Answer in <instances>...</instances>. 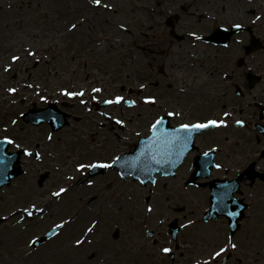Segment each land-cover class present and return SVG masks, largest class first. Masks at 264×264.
<instances>
[{
    "label": "rangeland",
    "instance_id": "1",
    "mask_svg": "<svg viewBox=\"0 0 264 264\" xmlns=\"http://www.w3.org/2000/svg\"><path fill=\"white\" fill-rule=\"evenodd\" d=\"M158 1L102 0V6L111 5L114 10L106 26L101 20L105 11L102 7L96 8L90 0H0V138L9 136L25 146L24 138L31 139L32 133L25 132L28 125L22 122L20 114L33 104L35 107L46 106L48 101L57 100L56 104L62 110L72 115L74 112L79 118L83 114L87 117L84 123L71 118L69 125L55 132L46 123L36 127L40 159L23 157V173L0 189V218H3L0 221V264H68L59 263L56 259L41 260L38 252H44L45 247L66 236L75 237L76 233L73 234L71 228L64 226L58 229L56 235L37 245H33L32 241L55 224L72 220L75 215L81 214V218H85L86 204L91 199L96 200L93 207L88 208L93 214L86 218L84 224L98 221L96 231L87 235V241L74 252L70 264L73 261L77 264H169L168 257L160 249L164 246L173 250L174 243L169 237L167 224L174 217H178L180 223L192 221L178 235L180 244L183 240L188 244L175 251L176 259L180 260L177 264H184L182 261L186 259L203 261L217 245L225 243L228 235L223 219L201 220L207 207V189L204 185L194 188L195 193H165L153 189L151 185L143 187L131 178L122 179L113 169L94 177H88V170L76 172L79 162L109 161L110 157L131 151L137 136L147 133L148 123L162 113L163 87H150L147 83L148 64L153 57L160 65L166 62L164 54L169 47L174 56V50L181 53L186 49L194 51L196 43L191 41L189 33L196 32V27L212 26L216 21L222 24L227 15L235 23L241 24L245 17L256 20L261 16L264 19V0ZM144 4L153 7L148 15L137 11ZM73 10L83 11L84 16L78 17ZM250 10H254V13L250 14ZM175 11L181 12L185 24V28L179 31H183L186 39L180 43L167 36L162 21L163 16ZM195 12L211 15L216 21L214 18L191 17ZM83 21L89 40L95 42V38L96 46L99 45L106 54L103 61L107 84L115 85V91L106 92L107 99H113L112 95L116 94L124 99L138 100L136 107H129L122 100L106 108L111 115L125 121L122 131L112 127L113 124L100 127L98 118L96 124L89 121L93 115L91 101L81 104L75 99L72 107L68 96L62 95L61 89L68 90V78L66 75L59 76L67 70V63L63 61L67 58V44L61 37L72 35L74 29L69 31V28L73 23L80 31ZM140 30L145 32L141 33ZM28 52L35 53V56H29ZM14 55L19 56L20 60L13 62L11 57ZM178 58L182 59V56ZM38 60L40 62L34 67ZM9 65L10 70L5 72L4 68ZM14 75L18 77L15 80ZM169 76H175V73H169ZM58 83L61 86L55 91ZM141 84L145 87L142 93L139 92ZM122 86L124 90L119 89ZM10 87L17 91L8 92ZM127 89H132L134 93L127 92ZM145 97L156 98L155 104H146ZM87 107H92V110L87 111ZM80 108L85 112L79 114L77 110ZM115 133L120 134V138ZM27 147L34 149V142ZM14 149L16 147L12 145L11 150ZM45 171L50 176L39 187L37 179ZM69 177L74 179L70 180ZM88 179L94 183L89 185ZM81 181L84 183L80 185L82 188H73V184ZM170 181H158L156 185H171ZM60 187L67 191L59 198L52 196ZM150 189H153L152 193H149ZM147 196L150 197L148 201L145 199ZM49 202L54 203L39 219L37 226L30 230L20 229L18 236L13 237L10 227L24 215L23 208L36 203L43 209ZM148 206L153 207V212H147ZM243 229L239 228L232 238L233 242L238 243V248L230 251L234 256L226 264H236L238 259L242 264H264V223L251 224L252 238L249 240H246ZM116 231L118 236L114 237ZM150 231L154 232L153 238L148 236ZM24 250L37 253L26 256L20 253ZM181 253L184 255L180 256Z\"/></svg>",
    "mask_w": 264,
    "mask_h": 264
},
{
    "label": "flooded vegetation",
    "instance_id": "2",
    "mask_svg": "<svg viewBox=\"0 0 264 264\" xmlns=\"http://www.w3.org/2000/svg\"><path fill=\"white\" fill-rule=\"evenodd\" d=\"M72 12L78 17L84 16L83 11L73 10ZM253 12L254 10L249 11L250 14ZM175 15L177 18L173 19L171 26L165 24V33L171 39L182 42L186 36L183 31L178 32L185 28V24L181 15L176 13ZM160 16L163 15L160 14ZM259 17V20H249L245 17L241 24L243 27L235 33H233V25L236 23L232 17L227 15L221 21L222 24H217L216 18L213 17L216 24L195 28L202 39L196 40L192 37L191 41L196 43L194 51L186 49L181 53L174 50L176 56H182V59H179L171 55L169 47L166 49L168 52L164 54L166 62L160 65L153 57L148 64L150 71L147 80L150 87L160 85L163 87L162 113L160 114L167 119L164 123L165 131L178 128L182 123L205 122L211 119L226 121V126L192 133V146L177 166L168 168V170L172 169V174L166 177L158 174L164 180H171L172 184L154 185L153 189L165 193H181L180 191L195 193L193 190L201 185V181L196 180L195 184H192L193 177L204 175L203 177L211 179L229 180L241 174L246 175V180L240 183L237 192L233 195L246 205L240 222V225L246 224L244 227L246 240L252 238L251 224L253 222L255 225L264 223V19ZM84 21L80 31L75 28L72 35L66 38L61 37L67 44L65 47L67 58L63 61L67 63L68 91L83 90L85 93L83 97H69V99L72 107L75 99L79 103L83 99L86 101L85 104L91 101L93 115L89 117V121L95 123L98 118L100 127H107L112 123L114 127V119L117 117L107 118V115L111 114L106 108L111 104L104 106L102 101L107 99L105 94L108 90L115 91V85L107 84L106 67L103 61L105 51L102 52L99 45L96 46L95 42L89 40ZM171 31H178L176 33L180 37L177 38ZM202 44L207 46L202 48ZM184 55L188 58L187 60L184 59ZM192 58L196 61H188ZM60 61L62 62V59ZM172 72L175 76H169ZM60 86V83L56 84L55 91ZM92 88H101L102 91L93 93ZM119 89L123 90L122 87ZM143 90L144 87L139 92L142 93ZM93 96L97 99L93 100ZM112 96L115 98L116 94ZM135 105L137 106V102ZM91 108L87 107L86 110L91 111ZM77 111L82 114L85 109L80 108ZM168 112H175L178 115L169 117ZM225 112L229 113V116L225 117ZM72 113L73 115L69 112L70 118L73 116L75 120H80L82 123L86 121L85 114L79 118L74 112ZM237 120L243 121L244 124H236ZM152 123L154 122L148 123V132ZM115 126L120 129L119 125L115 124ZM123 129L124 127L120 130ZM26 131L32 133L30 135L34 137L33 141H30L32 138L29 140L24 138L25 146H20L26 148L32 142L39 144L36 127L28 125ZM115 136L120 138V134L115 133ZM204 153L208 155L205 156ZM25 157L32 160V157ZM217 164L221 167H215ZM208 197L209 190L206 193V199ZM221 200L222 203L237 204L229 197L222 196ZM184 218L185 216L182 217ZM186 244L187 241L183 240L179 249ZM183 255L184 253L180 254V256ZM171 259L175 262H171L172 264L180 263L175 254L171 256ZM190 261L186 259L182 263L196 264L197 259L194 263ZM237 264L242 262L239 261Z\"/></svg>",
    "mask_w": 264,
    "mask_h": 264
},
{
    "label": "snow or ice",
    "instance_id": "3",
    "mask_svg": "<svg viewBox=\"0 0 264 264\" xmlns=\"http://www.w3.org/2000/svg\"><path fill=\"white\" fill-rule=\"evenodd\" d=\"M90 3L95 6H101L102 0H90ZM103 7H111V5H103ZM260 17H256V20H259ZM77 25L75 23L71 24L70 29H75ZM123 27V25H121ZM233 27L239 29L242 28L243 26L241 24H235ZM190 36L194 37L196 40L202 39V37L198 36L196 32H191L189 33ZM227 47V46H226ZM29 56L34 57L35 53L33 52H28ZM13 62H17L20 60L19 56H12L11 57ZM10 65L8 67L4 68L5 72H8L10 70ZM28 87H32V85H28ZM141 88L144 87L143 84L140 85ZM8 92L10 93H15L17 90L16 88L10 87L7 89ZM93 93H100L102 91L101 88H92L91 90ZM62 95L68 96V97H83L85 95L84 91L81 90L79 92H72L68 90H64L62 92ZM41 99H44V97H41ZM93 100L97 99L96 96L92 97ZM122 100H124V97L122 96H116L114 99H106L103 100L102 102L104 104H119ZM144 102L146 104H151L155 103V98L154 97H145ZM81 104H85L86 101L81 99L80 100ZM129 107L135 105V101H127L126 102ZM167 115L169 117L178 115V113L175 112H168ZM224 116L227 117L229 116V113L225 112ZM13 124L16 123L15 120L12 121ZM164 123V117L160 116L155 119L154 123L151 124L150 131L152 132V142L154 144H161L163 142L164 146L171 145L173 147L175 146H180V147H186L187 144L191 142V134L195 132H199L204 129L208 128H215V127H221V126H226V121L224 120H216V119H211L207 120L205 122H196V123H182L179 125L178 128H173L171 131H165V130H160L158 132V129L160 128V125ZM115 124L121 126V128L124 126L125 121L122 119H115ZM236 124L243 125L244 122L241 120H237ZM49 140L52 139L51 136L48 137ZM6 145H14L16 148H20V145L15 141V139L9 137V136H4L2 140H0V178L7 179V171L11 167L12 160L14 158L13 155H9L6 149ZM23 154L25 156H35L36 159H40V153L39 152H32L28 148L23 149ZM205 156L208 155V153H204ZM154 158V157H153ZM121 157L120 156H114L110 157L109 161H96V162H79L76 166V172L77 173H83L86 170L89 169H95V168H103V169H109L112 168L114 164L118 163L120 161ZM159 163L160 161H156ZM215 167L220 168L221 165L217 164ZM70 180L74 179V177H69ZM154 182V181H153ZM87 183L89 185H92L94 182L91 179L87 180ZM67 191L66 188L60 187L58 191H55L52 193V196L54 197H61L63 193ZM31 209L29 210L28 207L23 208V213L24 215H21L20 220L24 221L26 217H32L34 216L35 212L42 213L44 210L40 209L37 207V205L32 204ZM147 212L151 213L153 212V207L148 206L147 207ZM229 215H234V213H229ZM3 219V218H0ZM66 222H61L59 224L54 225V229H61L65 226ZM98 221H93L92 225L86 229L87 233H92L97 225ZM192 221H189V224H191ZM181 227H187L186 225H181ZM57 232L53 231L52 235H56ZM36 241L33 240L32 244H35ZM76 245H83L85 243V240L82 239H76L75 241ZM238 248V243L233 242L231 237H227L226 241L224 244L217 245L216 248H214L212 251L208 253L207 259H204L203 261L197 260L196 264H218L219 261H222L223 258L227 255L230 254L231 250H236ZM161 252L168 254L172 252V248L170 247H161Z\"/></svg>",
    "mask_w": 264,
    "mask_h": 264
},
{
    "label": "water",
    "instance_id": "4",
    "mask_svg": "<svg viewBox=\"0 0 264 264\" xmlns=\"http://www.w3.org/2000/svg\"><path fill=\"white\" fill-rule=\"evenodd\" d=\"M24 120L27 121V123L33 122L35 124H38L40 122L46 121L48 122L54 130H58L64 125L67 124L66 121V114L56 110L52 105L50 107L38 110V111H32L30 110L23 116ZM2 140V139H0ZM9 145H6V149ZM166 146L163 145V142L161 144H154L152 142V135L149 138L140 139L138 144L135 147L134 152L126 153L121 156V159L118 163L114 164L113 167L118 170L122 178H127L128 176H132L134 179H138V181L145 184L147 181H154L153 174L157 169L164 170L165 165L168 164V155H166ZM9 155H13L14 158L11 163V167L7 171V179L0 178V187L4 184H7L10 182L11 178L17 176L21 169L19 166H17L19 161V152H12L8 153ZM154 157V158H153ZM177 159L172 158L171 163H177ZM156 161H160L157 163ZM170 161V160H169ZM105 171L103 168H95L90 169L89 174L95 175L100 172ZM48 176V173H45L40 176L39 178V185H42V182L44 179ZM238 182V179H236ZM225 184V183H220ZM212 189V195L216 193V191H227L229 190L228 185H217V184H211ZM217 189V190H216ZM231 192V191H230ZM213 200L211 201L210 209L208 210L207 217L210 218L211 216H217L216 214L211 215L212 211L214 210ZM221 212H224L223 209H221ZM242 207L238 208L237 212H234V215H231L229 217V228L230 232H234L235 228H237L238 224L237 221L242 217ZM171 232L174 239L176 238V233L179 230V227L176 225V220H174L171 224ZM172 227H174L172 229ZM57 229H52L50 232L46 233V235L37 238L35 241V245L41 243L44 239L49 238L52 236V232L56 231ZM117 235V233H115Z\"/></svg>",
    "mask_w": 264,
    "mask_h": 264
},
{
    "label": "bare ground",
    "instance_id": "5",
    "mask_svg": "<svg viewBox=\"0 0 264 264\" xmlns=\"http://www.w3.org/2000/svg\"><path fill=\"white\" fill-rule=\"evenodd\" d=\"M155 3H158L159 1L158 0H154ZM95 6V5H94ZM96 8L98 7H102V10H104V14L102 15L101 17V20L103 22L104 25H108V20L112 17L113 13H114V10L111 8V7H103L102 5L101 6H95ZM151 8V5L150 4H146V5H141L139 6V12L142 14V15H148L149 14V9ZM193 16H199V17H206L207 19H213V17L211 15H208V14H204V13H201V14H197V13H194L192 14ZM141 33H144L145 31L143 30H140ZM149 42V41H148ZM207 46L206 44H202L201 47H205ZM140 47V45H139ZM141 47H144L143 45H141ZM184 59H188L185 55H184ZM84 184L83 181L81 182H77L74 185L73 188H82V185ZM96 200L95 199H91L87 205V208L85 209L84 211V215L85 218H81V214L80 215H75V217L72 219V220H67L66 223H65V226L67 228H71L73 230V234H75V237L74 235L73 236H66L65 238H62V239H59L57 242H55L54 244H50L48 245L47 247H45L44 249V252L40 253L38 252V255L40 257L41 260H44V259H56V261H58L59 263H69V260L73 257L74 255V252L82 245H76L75 241L76 239H82V240H85V242L87 241L86 240V237L89 233L86 232V229L88 227H90L92 225V223L90 224H84V222L86 221V218H88L90 215L93 214V211H91L90 207H93V203L95 202ZM54 202H49L47 205L44 206L43 208V212L42 213H39V212H35L34 213V216L32 217H26L24 221H21V220H18L17 223H13L10 227V231L11 233L13 232V237L17 234L18 236V232L20 229H28L30 230V228H34L35 226H37L38 222H39V219L42 218V215H44V213L47 211V209H49L50 207H52L51 205L53 204ZM32 204H35L37 205L36 203H32ZM32 204H28L27 207L29 208V210H32L31 209V205ZM37 207L39 208V206L37 205ZM24 222H27V223H24ZM94 231H96V227L94 229ZM93 231V232H94ZM22 255H26V256H32V255H35L37 252H32V251H22L20 252ZM71 264H77V263H71ZM115 264V263H114Z\"/></svg>",
    "mask_w": 264,
    "mask_h": 264
}]
</instances>
